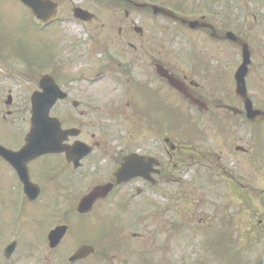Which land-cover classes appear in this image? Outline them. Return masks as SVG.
<instances>
[{"label":"flooded vegetation","instance_id":"flooded-vegetation-1","mask_svg":"<svg viewBox=\"0 0 264 264\" xmlns=\"http://www.w3.org/2000/svg\"><path fill=\"white\" fill-rule=\"evenodd\" d=\"M219 1L47 0L41 10L47 20L31 10L45 31L34 37L36 48L47 51L39 59L41 69H28L24 56L0 51L8 69L28 81L0 85V264H170L171 259H161L168 258L162 248H136L132 242L141 235L129 239L122 219L106 213L127 209L131 200L183 181L191 171L202 188L199 205L210 204L214 164L226 177L231 229L248 230V238L264 241V119L250 118V105L234 91L235 71L225 80L214 47L197 51L193 35L204 32L211 41L230 42L224 35L231 30L223 33L219 25L242 21V16H228L226 6L218 9ZM155 5L171 12L157 13ZM150 16L161 20L151 22ZM192 20L208 26L193 29ZM177 34L186 51L171 54L164 39ZM19 61L26 71L15 68ZM252 68L248 94L253 109L264 112V88L250 93ZM169 75L185 92L173 86ZM260 80L264 83V76ZM50 85L58 88L50 117L61 129L49 138L56 142L52 149L38 153L25 149L33 127L32 95ZM96 85L104 96L96 94ZM206 119L222 128L221 154L196 144L202 134L196 124ZM114 122L125 132L117 139L109 132ZM178 124L190 125L191 143L154 131L149 145L146 127L176 129ZM132 153L152 155L159 164L149 176L118 183L116 172ZM108 184L107 194L83 205L90 192Z\"/></svg>","mask_w":264,"mask_h":264},{"label":"rangeland","instance_id":"rangeland-1","mask_svg":"<svg viewBox=\"0 0 264 264\" xmlns=\"http://www.w3.org/2000/svg\"><path fill=\"white\" fill-rule=\"evenodd\" d=\"M240 1L242 3L236 6ZM219 2L218 9L222 5L226 6L227 9H223L228 16H242V21L229 23L224 20V24H220L219 29L223 30V33L226 30L243 31L245 40L250 43L251 51L255 52L253 68L250 70L252 88L250 93L256 95L264 88V83L260 80V77L264 76V66H262L264 65V0H220ZM247 17L249 19L245 21ZM150 19L151 22L161 20L152 16ZM237 26H240V29L236 30ZM154 28L156 36L162 37L159 28ZM42 32L45 31L39 26L27 6H23L16 0H0V51L2 56L16 58L17 55H22L28 60V69L35 71L41 69L42 62L39 59L43 60L47 51L36 48L34 37ZM193 35L198 45L197 51L199 49L210 50L214 47L217 69L225 75V80L232 79L231 75L242 60V52L237 45L232 41L221 42L215 39L211 41L210 38H206L204 32L193 33ZM165 37L163 39L166 49L168 48L171 54L186 51L184 49L186 44L182 46L185 42L182 36L177 34L174 37L173 35ZM23 60L21 61L27 63V60L24 58ZM17 67H21L18 71H26L24 64L20 61L16 62L15 68ZM9 73L14 74L12 79L8 77ZM17 83H28V81L22 73L8 69V64H4V61L0 59V85L13 86ZM230 90L232 94L233 87ZM94 91L99 96L105 94L100 85L94 86ZM196 126L202 132L196 144L201 148L221 154L224 151L223 138L222 128H218V122L206 119L197 123ZM177 127L176 130L171 126L162 125L157 129L158 131L153 127H146L144 131H146L149 145L153 144L151 134L155 132L162 138L172 137L181 144L191 143V136L187 135L191 130L186 129L184 124L177 125ZM130 130L133 134L131 126ZM109 132L114 139L125 133L115 122ZM164 156L167 160L166 154ZM213 166L215 184L211 186L213 196L210 197V204L199 205L203 199L202 196L199 197L202 194V188L194 180V172L191 171L185 173L183 181L176 179L173 183H167L156 194L151 191L149 194L145 193L131 200L130 207L127 209L111 210L106 214L119 220L122 219L120 222L123 233L129 239L133 234L141 235L140 238L135 237L137 241L132 242L136 248L151 246L166 251L168 258H161L164 259V263L167 259H171L170 264H264V241L260 243L255 237L248 238L246 234L248 230L233 231L231 229L226 177L216 164ZM177 175L180 174L177 173ZM164 192H167L168 196H165ZM125 194H128V191ZM148 198L152 202L144 204L143 202ZM210 222L216 223L215 228L211 227L213 230L209 227L205 228ZM225 246H228L229 250ZM158 256L162 257V255ZM156 258L157 256L154 255V260Z\"/></svg>","mask_w":264,"mask_h":264},{"label":"water","instance_id":"water-1","mask_svg":"<svg viewBox=\"0 0 264 264\" xmlns=\"http://www.w3.org/2000/svg\"><path fill=\"white\" fill-rule=\"evenodd\" d=\"M25 5L29 6L33 9L34 13L39 17L47 19V14L42 13V8H47V5L42 0H21ZM155 12H164L162 9L157 6L154 7ZM192 26L197 28L201 26L199 22H193ZM226 37L230 40H233L240 44L243 48V64L236 71V94L243 96L245 100L248 102V94H247V86L245 83V77L248 75V67L252 63L251 61V51H249V45L244 40H240L233 32L227 33ZM173 85L177 86V83L173 81ZM42 92H36L32 97L33 103V128L28 135V144L26 147H34L37 151L42 152L45 150L52 149L54 141H50L51 138L56 133L57 124H55L50 118V109L52 105L55 103L57 98V90L56 86H45ZM249 115L253 120L263 119L264 112L259 110H254L252 108V104L249 101ZM137 155L132 154L125 158L124 165L118 169L117 178L119 181H127L132 177L139 176L140 174L145 175L149 174L150 170L153 169L154 165L157 164L153 157L148 158L149 170L144 169L143 165H138L139 161H137ZM144 159V158H143ZM146 160V158H145ZM110 186L98 187L95 191L89 194L88 202L93 199H96L99 195L107 193ZM87 203V202H86Z\"/></svg>","mask_w":264,"mask_h":264}]
</instances>
